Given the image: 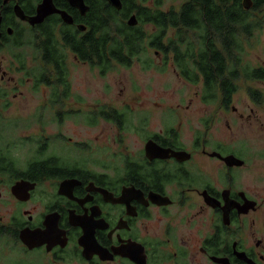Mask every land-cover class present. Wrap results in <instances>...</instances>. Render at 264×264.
I'll return each mask as SVG.
<instances>
[{
	"label": "flooded vegetation",
	"instance_id": "1",
	"mask_svg": "<svg viewBox=\"0 0 264 264\" xmlns=\"http://www.w3.org/2000/svg\"><path fill=\"white\" fill-rule=\"evenodd\" d=\"M44 1L0 0V47H14L19 34H37L53 16L61 24L84 26L76 23L73 11L86 15L68 0H61L63 7L51 0L58 12L32 23ZM132 17L137 18L132 13L128 21ZM65 100H50L59 120L71 112H65ZM96 109L94 124L103 107ZM170 114L174 119L175 112ZM165 119L158 127L149 126L146 118L134 127L142 135L138 153L101 155L93 166L71 164L63 176L42 182L12 177L9 188L0 171V264H264L261 172L254 180H241L249 166L243 150L222 142L210 145L207 129L202 135L191 128L184 137L182 122ZM109 123L117 131L128 130ZM83 146L88 147H77ZM231 155L243 164H226L223 158ZM23 180L36 186L19 199L12 187ZM8 200L15 209L6 217Z\"/></svg>",
	"mask_w": 264,
	"mask_h": 264
},
{
	"label": "rangeland",
	"instance_id": "2",
	"mask_svg": "<svg viewBox=\"0 0 264 264\" xmlns=\"http://www.w3.org/2000/svg\"><path fill=\"white\" fill-rule=\"evenodd\" d=\"M183 2L148 0L145 5L166 11L170 8L178 10ZM260 16L264 19V14ZM146 30L153 31L151 26H146ZM26 37L22 47L0 49V89L6 93L0 98V121L6 128V143L8 140L14 143L11 152L22 170L39 151L45 156H62L70 165L85 161L90 166L98 164L101 155L121 154L128 150L138 153L142 135L134 127H139L145 118L149 126L158 127L166 117L165 121L183 123L184 137L191 135V128H198L202 135L207 129L210 145L222 142L231 150H243L248 155L249 166L242 170L241 180H254L261 172L264 186V105L255 104L248 92L256 89L264 96V81L241 80L230 108L224 111L220 101L204 104L202 84L185 82L172 61L165 62L162 55L155 56L154 50L148 54L153 59V66L146 68L138 61L128 68L114 64L105 75L66 51L71 95L64 101V110L71 112L59 120L50 103L53 90L45 84L36 86L33 79V70L42 67L43 62L34 34ZM245 48V62L264 68V28L246 42ZM24 67L26 70H21ZM97 107L126 113L129 120L124 127L128 130L117 131L114 124L103 118L96 124L90 122V113L96 111L99 115ZM170 110L175 112L174 119ZM82 143H87L88 147L78 149ZM5 177L9 188L12 176L6 174ZM34 201L40 205L41 198L35 197ZM14 209V203L8 200L7 212L3 213L8 217V212Z\"/></svg>",
	"mask_w": 264,
	"mask_h": 264
},
{
	"label": "trees",
	"instance_id": "3",
	"mask_svg": "<svg viewBox=\"0 0 264 264\" xmlns=\"http://www.w3.org/2000/svg\"><path fill=\"white\" fill-rule=\"evenodd\" d=\"M121 1L122 8L116 9L107 0H86L89 11L85 17L73 11L76 23L86 27L83 32L76 25L61 24L60 18L53 16L37 34L18 35L14 47H22L24 36L34 34L43 66L33 70V79L36 86L45 84L54 91L51 99L61 101L71 95L66 51L105 75L114 64L128 68L138 61L146 68L153 66L148 54L154 50L155 56L162 55L165 62L172 61L185 82L202 84L204 104L220 101V106L225 108L231 106L241 80L264 81V68L251 66L244 56L246 42L264 28L260 16L264 14V0H252L250 10L245 9L244 0H183L178 10L166 11L145 6L139 0ZM55 2L60 7L65 4L61 0ZM132 13L136 14L138 25L128 24ZM146 26H151L153 31H147ZM248 92L255 104L264 105L261 91L249 89ZM5 95L0 89V98ZM97 116V112L89 114L90 122L94 124ZM101 116L120 127L128 124L127 114L116 109L103 107ZM5 130L1 120V172L14 179L24 177L42 182L63 176L69 168L62 156H45L39 151L22 170L11 152L14 143L9 140L6 143Z\"/></svg>",
	"mask_w": 264,
	"mask_h": 264
},
{
	"label": "water",
	"instance_id": "4",
	"mask_svg": "<svg viewBox=\"0 0 264 264\" xmlns=\"http://www.w3.org/2000/svg\"><path fill=\"white\" fill-rule=\"evenodd\" d=\"M68 1L70 2L71 5H73L74 7H77L81 11L82 15H86V13L88 12V7L85 5L83 0H68ZM108 1L110 2V4H112L116 8H118V9L122 8V4H121L120 0H108ZM252 6H253L252 0H244V7L246 10H250L252 8ZM55 11H56V9L52 5L51 0H45L44 3L39 6L38 15L36 17L32 18V20H33L32 23L39 24V23L43 22L45 17L54 13ZM56 12H58V11H56ZM61 15L63 16V18H65L67 23H70V24L73 23L70 16H68L67 14H64V13H61ZM137 23H138V21L136 20L135 17H132L130 19V21H128V24L131 26H135V25H137ZM81 29L85 30L86 28L82 26ZM162 151L169 152V150H162ZM173 154H176V153H173ZM216 155H218V154H216ZM223 160L229 166H233V165L239 166V165L243 164V162L241 160H239L238 158H236L233 155L224 157ZM69 182L70 181L64 182L62 184V186H66L67 184H69ZM35 186H36V184H33L29 181L23 180V181L17 182L12 187V193L15 197H17L19 199H25V198H27V197H25V195L27 193H29L31 190H33Z\"/></svg>",
	"mask_w": 264,
	"mask_h": 264
}]
</instances>
